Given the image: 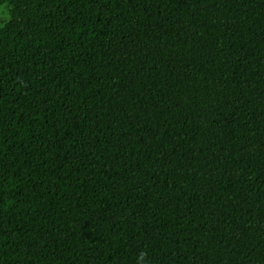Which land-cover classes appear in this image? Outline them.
I'll list each match as a JSON object with an SVG mask.
<instances>
[{"label":"trees","instance_id":"16d2710c","mask_svg":"<svg viewBox=\"0 0 264 264\" xmlns=\"http://www.w3.org/2000/svg\"><path fill=\"white\" fill-rule=\"evenodd\" d=\"M0 264H264V0H0Z\"/></svg>","mask_w":264,"mask_h":264}]
</instances>
